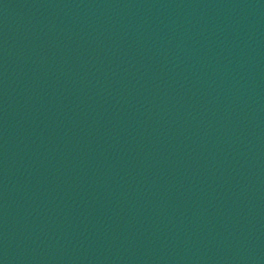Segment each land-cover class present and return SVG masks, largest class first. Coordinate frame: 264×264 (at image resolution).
<instances>
[{
    "label": "water",
    "instance_id": "obj_1",
    "mask_svg": "<svg viewBox=\"0 0 264 264\" xmlns=\"http://www.w3.org/2000/svg\"><path fill=\"white\" fill-rule=\"evenodd\" d=\"M0 264H264V0H0Z\"/></svg>",
    "mask_w": 264,
    "mask_h": 264
}]
</instances>
